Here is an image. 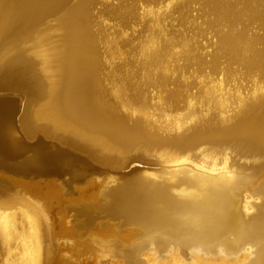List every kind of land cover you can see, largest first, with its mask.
<instances>
[{
	"label": "bare ground",
	"instance_id": "bare-ground-1",
	"mask_svg": "<svg viewBox=\"0 0 264 264\" xmlns=\"http://www.w3.org/2000/svg\"><path fill=\"white\" fill-rule=\"evenodd\" d=\"M179 1L148 0L135 16L147 27L133 63L148 75L160 73L165 88L167 73L182 77L189 69L182 60L196 53L163 31L164 19ZM69 3L0 0V264H73L57 252L53 241L54 235L73 233L53 218L67 209L74 211L75 227L116 219L114 229L94 228L84 241L87 251L98 254L99 264L111 263L110 257L119 264H264V205L247 193L248 179L226 152L216 157L199 149L198 156L191 157L201 144L232 143L245 145L243 152L261 158L256 171L264 167V76L248 61L256 41L253 29H229L219 17L205 20V27H218L226 41L236 43L243 63L238 73L221 66L217 75L207 65L190 67L199 85L198 98L188 93L186 105L172 113L168 103L160 104L161 91L149 99L139 88L119 33L90 30L93 0ZM258 3L264 7V0ZM48 15H56L53 30L59 40L49 52L36 48L29 58L20 49H3L5 37ZM100 43L106 61L99 55ZM103 62L104 75L113 81L106 98L97 91L99 83L92 84ZM244 82L248 86L241 92ZM33 98L43 100L45 109H25L24 100ZM20 104L26 135L22 141L10 134L8 124ZM204 107L213 108L209 117H204ZM153 114L157 119L150 118ZM34 136L53 142L37 139L26 145L25 139ZM137 145L154 151L155 160L144 168L130 167L126 175L115 173ZM137 160L129 157V162ZM102 168L114 173L102 186L97 181L78 183ZM31 173L54 178L23 177ZM65 174L67 178L59 179ZM261 183L264 200V180ZM16 184L30 195L11 192ZM72 186L70 201L85 195L87 202L60 207V200L69 201ZM132 223L143 235L130 242L132 228L124 226ZM111 233L114 239L98 236Z\"/></svg>",
	"mask_w": 264,
	"mask_h": 264
},
{
	"label": "rangeland",
	"instance_id": "rangeland-1",
	"mask_svg": "<svg viewBox=\"0 0 264 264\" xmlns=\"http://www.w3.org/2000/svg\"><path fill=\"white\" fill-rule=\"evenodd\" d=\"M77 1L78 0H70L69 4H75ZM147 1L148 0H93V4L90 7L91 18H89L92 21V27L90 30L94 33L98 34L100 31L101 33L108 34V36L112 35L113 32L119 33L120 39L125 43L122 47L125 59L127 58L131 63V72L135 74V80L139 81V88L142 89L147 98L150 99V97L156 94L157 91H161L164 97L160 101V104H162V106H167L168 103L172 113H174L175 111H180L181 108L186 105L185 96L188 93H192L191 97L193 99L198 98L199 85L196 83L194 73L190 67L193 68L196 66V68H204L207 65L210 67L209 72L217 75V70H219L221 66H224L225 70L234 68L235 73H238V68H240L239 63L243 62L240 60L242 55L241 51L236 46V43H233V40L231 41L232 43L226 41L225 38H223V33L219 32L218 27L204 26L205 20L210 22V19H215L216 17H219L220 21L230 24V26L227 25L229 29L234 27L239 31H244L248 28V33H250V28L251 30L253 29L252 33L256 38V41L252 46L254 48L252 57L248 58V61L254 64V69L259 68L262 72V76H264V7L258 3L260 0H181L176 3V6L173 8V13L164 19L163 31L166 37H172L175 40L184 41L186 44L190 45L193 50L195 49L196 53L188 59H185V56L182 60L181 64H187V67L189 68L186 70L184 67L185 70L182 77L177 73H167V87H163L162 81L164 78L160 73L157 72L148 75L147 73H143V70L136 67L133 63V61H135L137 43L142 40L147 27L144 20L139 21L138 18L136 20L135 16L138 6H140V4H145ZM216 5H220L217 10L215 8ZM55 16L56 15L45 16L34 24L24 25L25 28H19L15 32L9 34L5 37L2 43L3 49L5 51H15L20 49L23 55L29 58H33L32 52L36 48L44 49L49 52V47L59 42L58 36H55L56 33L53 30V25H55L56 22L54 20ZM226 34H229V32ZM7 43L8 47L6 46ZM94 44L96 45L95 41ZM98 50L102 60L106 61L108 57L105 53V47L101 43L98 45ZM256 50H258L257 53ZM193 62L195 63L194 65H192ZM106 65L107 64L103 62L101 69L99 71L96 70V72L94 71L93 77L94 75L95 77L92 82V84L94 83L93 85L96 84L95 86L99 83L101 87L97 91H103V96L105 98L112 93L113 84L112 77L104 75L106 72L104 71L107 67ZM150 82H153V84H150ZM237 84H239V82ZM247 86L248 83L244 82L240 91L243 92ZM168 87L169 90H167ZM230 91L233 93L234 89L231 88ZM26 101L24 100L25 109H45L44 105H42L43 100L33 98ZM212 110L213 108L211 107H204L202 109L204 117H209ZM16 112L17 108H14V112L11 115L12 117L8 119L10 134L16 136L19 141H22L26 135L22 126L21 115H19L18 120H16ZM150 118L157 119L154 114L151 115ZM37 139H41L44 143L53 142L48 138L34 136L26 138L25 144L29 145ZM137 146L124 156L127 160L125 164L129 162V157L136 156L138 157V160L134 161V163H137L139 168H144L146 162L155 160L156 155L154 151L150 149L147 150L144 146ZM199 149L203 150L204 153H210L216 157H219L226 152L228 156L237 163L241 173L248 179L246 183V191L251 196V199L260 205H264L261 189V181L264 180V167L261 168L260 171H256L257 169L255 168V166L259 165L261 162L260 157H254L243 152L247 149L245 145L236 147L232 143H226L223 145L212 146L205 143L191 151L192 158L198 156ZM91 171L92 170L90 169L89 172ZM96 173L100 178L99 180L95 179L102 186L108 174L112 172L108 171L106 168H102L97 170ZM95 174H93L94 177H96ZM65 178H67L66 174L59 177V179ZM59 190L63 192V187L60 186ZM68 191L69 192L67 193H69L70 199L69 201L60 200V207L66 206L67 204H76L80 201L87 202L88 199H86L85 195H78L75 199L70 201L71 196H73L72 194L75 192L74 186L69 188ZM11 192L30 195V192L21 184L14 185L11 188ZM3 196L4 194L0 191V197ZM95 199L94 196L91 200L95 201ZM62 211L64 210L55 213L53 218L60 220L62 224L67 229H71L73 233L72 235H54L53 241L57 248V252L63 254L66 259L73 264H99L96 263V260L97 262L99 261V257H97L98 254L96 251H87V246L84 245V241L88 239V234L91 233L94 228L102 229L105 226H108L110 228L113 227L114 229L116 219L111 218L103 225H99L98 223L89 227H75L73 225L74 221L72 220L74 211L71 209H67L66 212ZM102 213L101 215H103ZM135 225L136 224L132 223L128 226H124L132 228L129 232L130 235L128 238L130 242L135 241L138 237L143 235V233H139L138 230L135 229ZM98 236H100L101 239L110 240L114 239L116 235L111 233L106 235L99 234ZM93 253L96 254L94 255ZM109 260V262H111L109 264H114L112 262L113 260H115V264L118 262L117 259H112V257H110Z\"/></svg>",
	"mask_w": 264,
	"mask_h": 264
},
{
	"label": "water",
	"instance_id": "water-1",
	"mask_svg": "<svg viewBox=\"0 0 264 264\" xmlns=\"http://www.w3.org/2000/svg\"><path fill=\"white\" fill-rule=\"evenodd\" d=\"M90 95H91V97L92 98H94L95 100H100V98L97 96V95H95L94 93H90ZM21 108H22V104H20V106L18 107V109H17V112H16V114H15V118H16V120H18V118H19V115H21ZM132 166H137V163H134V161L133 162H128L127 164H124L117 172H115V173H117V174H119V175H126V173H127V170L130 168V167H132ZM25 179H33V180H38V179H45V178H54V175H49V176H43V175H37V174H26L25 176H23ZM94 182H96V179H95V177L93 176V175H91V176H86V178H85V180L84 179H81V180H79L78 181V183H80V185L81 184H85V183H94Z\"/></svg>",
	"mask_w": 264,
	"mask_h": 264
}]
</instances>
